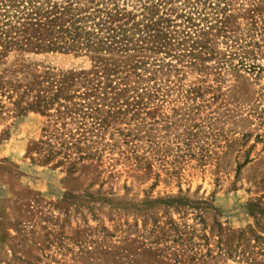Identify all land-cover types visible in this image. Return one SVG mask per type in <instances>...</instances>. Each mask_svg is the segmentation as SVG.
I'll return each mask as SVG.
<instances>
[{"label": "rangeland", "instance_id": "1", "mask_svg": "<svg viewBox=\"0 0 264 264\" xmlns=\"http://www.w3.org/2000/svg\"><path fill=\"white\" fill-rule=\"evenodd\" d=\"M0 264H264V0H0Z\"/></svg>", "mask_w": 264, "mask_h": 264}]
</instances>
